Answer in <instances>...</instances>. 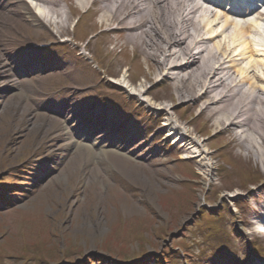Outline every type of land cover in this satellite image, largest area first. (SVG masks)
<instances>
[{
  "label": "rangeland",
  "instance_id": "374dc122",
  "mask_svg": "<svg viewBox=\"0 0 264 264\" xmlns=\"http://www.w3.org/2000/svg\"><path fill=\"white\" fill-rule=\"evenodd\" d=\"M76 1L55 0L60 32L26 20L6 30L0 18V264H264L246 247L264 249L260 160L177 99L123 35L98 34L96 12L91 45L75 46ZM28 41L52 46L29 60ZM106 68H120L116 79Z\"/></svg>",
  "mask_w": 264,
  "mask_h": 264
},
{
  "label": "bare ground",
  "instance_id": "6f19581e",
  "mask_svg": "<svg viewBox=\"0 0 264 264\" xmlns=\"http://www.w3.org/2000/svg\"><path fill=\"white\" fill-rule=\"evenodd\" d=\"M35 1L30 7L25 0H0L4 28L20 20L48 22L59 32L66 26L55 0ZM76 5L96 12L98 25L140 49L154 71L172 82L177 99L194 102L213 127L264 166V9L227 8L213 0H77ZM163 125L175 138L178 128L171 120ZM186 139L178 141L182 151ZM79 146L92 154L87 145Z\"/></svg>",
  "mask_w": 264,
  "mask_h": 264
},
{
  "label": "trees",
  "instance_id": "16d2710c",
  "mask_svg": "<svg viewBox=\"0 0 264 264\" xmlns=\"http://www.w3.org/2000/svg\"><path fill=\"white\" fill-rule=\"evenodd\" d=\"M0 183H1V186H3V188H5V186H6L5 181H0Z\"/></svg>",
  "mask_w": 264,
  "mask_h": 264
}]
</instances>
